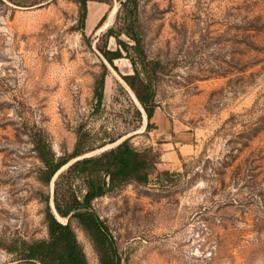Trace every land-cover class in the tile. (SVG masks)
Returning <instances> with one entry per match:
<instances>
[{
  "label": "rangeland",
  "instance_id": "374dc122",
  "mask_svg": "<svg viewBox=\"0 0 264 264\" xmlns=\"http://www.w3.org/2000/svg\"><path fill=\"white\" fill-rule=\"evenodd\" d=\"M86 9L80 31L75 0H0V264H17L3 249L11 239L47 238L54 179L37 180L36 131L57 157L78 138L102 145L122 135L85 156L129 139L162 154L157 172L180 175H154L92 203L120 264H264V0H142L146 53L162 65L150 119L122 79L129 63L117 60L115 70L98 52L118 3L89 0ZM102 65L104 97L93 114ZM70 226L87 263L100 264Z\"/></svg>",
  "mask_w": 264,
  "mask_h": 264
},
{
  "label": "trees",
  "instance_id": "16d2710c",
  "mask_svg": "<svg viewBox=\"0 0 264 264\" xmlns=\"http://www.w3.org/2000/svg\"><path fill=\"white\" fill-rule=\"evenodd\" d=\"M87 1L89 0H75L80 31L85 27ZM97 1L110 4V0ZM116 2L118 9L114 24L103 35L105 43L102 48H98V52L115 70V61L124 59L129 63L131 74L122 76V79L150 119L157 106L156 85L158 76L162 73V65L155 59H149L146 53L144 25L140 17L142 0ZM103 19L104 17L96 28ZM109 39L115 42L114 50L106 48ZM106 76V68L102 65L93 82V114H97L102 106ZM135 115L138 120L141 119L139 110L135 109ZM121 137L122 135H117L109 138L104 144L112 145ZM31 144L32 152L40 163L37 180L48 185L54 179V212L48 206V199H44L46 239L28 242L16 237L4 245L5 252L17 264H88L70 222H75L92 242L100 264H120L111 234L94 211L92 203L130 183L149 185L154 175L160 180L163 178L165 182L170 176H180L157 172L155 167L162 154L152 148L137 150L130 145L129 139L88 157L85 156L87 153L106 145H83L78 138L69 155L57 157L51 150L48 137L42 131H36L31 136ZM78 181L82 186L79 187ZM58 218L67 222L62 223Z\"/></svg>",
  "mask_w": 264,
  "mask_h": 264
},
{
  "label": "crops",
  "instance_id": "0c3cea01",
  "mask_svg": "<svg viewBox=\"0 0 264 264\" xmlns=\"http://www.w3.org/2000/svg\"><path fill=\"white\" fill-rule=\"evenodd\" d=\"M93 26V23H90V28ZM165 146H169L171 148H173L174 146L177 145H165ZM189 145H178V152L185 150L186 152H189ZM174 149V148H173ZM167 150V149H166ZM175 156H177L176 152H171L170 150H167V152L165 154H163V158H167L170 161H173Z\"/></svg>",
  "mask_w": 264,
  "mask_h": 264
}]
</instances>
